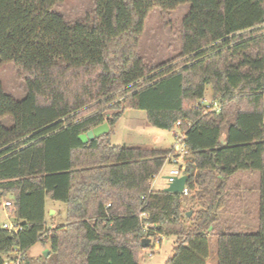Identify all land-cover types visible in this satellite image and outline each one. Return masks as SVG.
Masks as SVG:
<instances>
[{
    "label": "trees",
    "instance_id": "1",
    "mask_svg": "<svg viewBox=\"0 0 264 264\" xmlns=\"http://www.w3.org/2000/svg\"><path fill=\"white\" fill-rule=\"evenodd\" d=\"M63 1L0 0V66L13 63L27 90L16 101L0 83V208L15 224L0 227V264L39 242L56 264H141L163 237L176 239L165 264H207L214 237L217 264H264V0H92L75 22L54 11ZM184 4L180 53L145 58L150 13ZM208 88L220 113L202 104ZM130 110L179 131L187 195L152 188L175 147L112 145ZM104 123L108 134L82 143ZM245 173L260 176L255 233L220 228ZM47 199L66 206L64 225L47 222Z\"/></svg>",
    "mask_w": 264,
    "mask_h": 264
},
{
    "label": "rangeland",
    "instance_id": "2",
    "mask_svg": "<svg viewBox=\"0 0 264 264\" xmlns=\"http://www.w3.org/2000/svg\"><path fill=\"white\" fill-rule=\"evenodd\" d=\"M92 7V0H64L54 7V11L62 15L67 21L75 22L82 19ZM190 4L179 6L171 12L154 10L146 20L144 32L140 38V50L148 60L158 64L175 58L181 49V28L184 17L189 13ZM0 83L4 92L16 101L26 97L27 90L25 76L13 63L0 66ZM205 99L213 101L211 90L207 89ZM8 118L4 121L8 122ZM177 132V130H175ZM176 137L173 132L161 131L151 126L144 111H127L112 131L111 143L113 146H127L131 148L172 150ZM174 154V153H173ZM171 154V155H173ZM169 155V156H171ZM160 174L154 179L152 188L164 190L173 166L168 162ZM258 173H245L232 184L231 203L222 215L221 227L236 233H255L259 228L260 192ZM191 206H186L189 211ZM200 206L195 207V212ZM56 211L55 215L52 213ZM194 212V211H193ZM193 212L189 214L193 215ZM55 215V216H54ZM54 217L53 221L51 220ZM46 219L49 225H64L66 223V206L60 202L46 200ZM52 221V222H51ZM14 221L8 216L5 207L0 208V227H10ZM9 229V228H8ZM176 239L164 237L155 244L159 249H147L141 256V264H165L172 256ZM157 247V248H158ZM210 258L207 264H217V238L209 242ZM49 252V255H46ZM150 254L153 257L150 258ZM22 264H56L54 254L50 255V243L39 242L26 253Z\"/></svg>",
    "mask_w": 264,
    "mask_h": 264
},
{
    "label": "built area",
    "instance_id": "3",
    "mask_svg": "<svg viewBox=\"0 0 264 264\" xmlns=\"http://www.w3.org/2000/svg\"><path fill=\"white\" fill-rule=\"evenodd\" d=\"M202 104L209 109L210 111L216 112V113H220V105L218 102H214V101H207L206 99H204L202 101ZM178 137H180V135H178ZM187 156H188V151L185 148V146L183 144L178 143L177 146L175 147V153L171 156H169L168 158V162L173 166V169L170 171L168 177L166 178V182L167 184H170L174 181L175 177H182L183 172L185 170V166L187 164ZM183 194L187 195L188 194V190L187 188L184 189ZM11 204L9 202L5 203V207L6 206H10ZM154 247L156 248V250L159 249L158 245H154ZM158 247V248H157ZM150 258L153 257V254H150L149 256ZM24 259L21 256H18L17 261L16 262H9L8 264H22V262L24 263Z\"/></svg>",
    "mask_w": 264,
    "mask_h": 264
},
{
    "label": "water",
    "instance_id": "4",
    "mask_svg": "<svg viewBox=\"0 0 264 264\" xmlns=\"http://www.w3.org/2000/svg\"><path fill=\"white\" fill-rule=\"evenodd\" d=\"M111 131L108 123H104L103 125L94 128L93 130L87 132L86 134H82L79 136V139L82 141L83 144H87L90 141L95 139H99L100 137L108 134ZM224 142V137H223ZM188 182L187 176L182 177H175L174 181L168 184L167 188L164 190L166 193H183L184 189L186 188ZM191 215V214H189ZM151 245L150 239H144L142 242L143 248H148ZM46 255H49V252H46Z\"/></svg>",
    "mask_w": 264,
    "mask_h": 264
},
{
    "label": "crops",
    "instance_id": "5",
    "mask_svg": "<svg viewBox=\"0 0 264 264\" xmlns=\"http://www.w3.org/2000/svg\"><path fill=\"white\" fill-rule=\"evenodd\" d=\"M173 132V134H174V136L176 137V140H175V142L173 141V147L172 148H174V147H176L177 146V144H178V139H177V137H178V135L180 134L179 133V131L177 130V132L174 130V131H172ZM165 150H167V149H165ZM165 178H167V177H165ZM167 183V182H166ZM167 186H168V184H167ZM167 186H164V188H162V189H166L167 188ZM52 213H54L55 215L57 214V212L56 211H53ZM54 215V216H55ZM9 216V215H8ZM14 226H15V224L14 223H12L11 225H10V227H8L10 230H12L13 228H14ZM8 228H6V229H8ZM164 238V237H163Z\"/></svg>",
    "mask_w": 264,
    "mask_h": 264
}]
</instances>
